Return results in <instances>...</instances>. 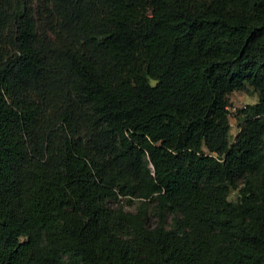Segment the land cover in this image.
I'll list each match as a JSON object with an SVG mask.
<instances>
[{"label":"trees","instance_id":"trees-1","mask_svg":"<svg viewBox=\"0 0 264 264\" xmlns=\"http://www.w3.org/2000/svg\"><path fill=\"white\" fill-rule=\"evenodd\" d=\"M0 264H264V0H0Z\"/></svg>","mask_w":264,"mask_h":264},{"label":"rangeland","instance_id":"rangeland-1","mask_svg":"<svg viewBox=\"0 0 264 264\" xmlns=\"http://www.w3.org/2000/svg\"><path fill=\"white\" fill-rule=\"evenodd\" d=\"M258 100V92L252 87L248 86L243 90H235L229 95V110H230V123H231V135L232 138L238 132L239 129V117L237 110L243 107L247 103H252ZM237 191H232L230 198L236 199Z\"/></svg>","mask_w":264,"mask_h":264}]
</instances>
